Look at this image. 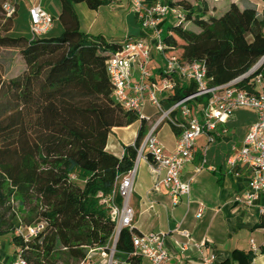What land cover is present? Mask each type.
<instances>
[{"label":"trees","instance_id":"trees-1","mask_svg":"<svg viewBox=\"0 0 264 264\" xmlns=\"http://www.w3.org/2000/svg\"><path fill=\"white\" fill-rule=\"evenodd\" d=\"M201 1L167 0L182 19L160 24L163 54L180 63L203 62L210 85H223L264 56V12L240 0L211 15L203 2L197 11ZM59 2V35L0 37V47L20 49L25 66L19 76L0 81V236H10L27 264H79L89 249L105 246L113 222L101 200L112 192L116 175L132 169L147 131L141 120L121 158L105 150L111 130L139 116L112 99L105 62L120 43L81 32L72 5L97 10L108 1ZM258 73L264 79V67ZM251 79L240 81L238 88L257 94ZM194 92L193 83L175 87L162 103L168 108ZM115 202L120 204L118 196ZM37 226L32 236L17 233ZM255 228H264V220ZM131 232L121 230L115 258L140 264L125 256L132 250ZM253 258L252 251L234 250L224 264H251Z\"/></svg>","mask_w":264,"mask_h":264},{"label":"built area","instance_id":"built-area-1","mask_svg":"<svg viewBox=\"0 0 264 264\" xmlns=\"http://www.w3.org/2000/svg\"><path fill=\"white\" fill-rule=\"evenodd\" d=\"M43 0H6L1 5L4 20L13 19L20 3H27L29 39L45 36L53 26L55 18L42 7ZM119 3L123 0H102ZM131 12L135 15L143 33L137 37H127L119 42V48L109 54L105 62L109 78L112 99L126 111L139 116V121L145 120L146 134L137 148L136 159H145L153 173L161 178L154 184V189L160 186L166 188L176 205L182 196H188L190 182L180 179V171L185 164L190 163L195 152L197 138L204 136L209 143L214 141L218 125L226 121L238 110H249L256 116L240 146L233 147L234 155L227 158L225 167L234 177L241 176V169L247 172L246 188L243 194L236 197V202L250 206L259 197L264 196V79L258 71L264 67L262 56L251 69L238 78L223 85H210L203 62L193 61L180 63L174 57L167 58L163 54L164 43L161 38L160 24L169 16L178 23L182 14L170 8L167 0H125ZM158 62V65L153 63ZM159 66L160 68L156 69ZM157 70V71H155ZM252 76L249 84L257 90V94L238 88V83ZM193 83L195 92L165 108L162 101L171 94L175 87ZM149 104L158 115L155 120L144 115L143 109ZM163 123L179 130L176 146L173 152H166L156 138V131ZM148 156L150 159H148ZM202 166L195 168L198 173ZM136 174V164L122 175H116L113 190L101 200L113 222V231L103 247L89 249L86 257L79 264H131L118 262L115 258V245L122 229L133 230L135 212L130 205L133 181ZM75 179V176L71 177ZM101 196V195H100ZM120 198V204L115 197ZM203 207H199L201 216ZM258 213L264 219V205L258 206ZM41 226L27 228L32 236ZM23 235L21 230L17 232ZM188 239L182 244L184 251L189 246L202 252L204 243H190ZM24 236V235H23ZM166 234L131 232L132 250L125 256L137 259L139 263L166 264L169 260L165 249ZM252 251H256L253 242ZM17 251V250H16ZM97 255V259L94 260ZM216 257L213 254L202 256L201 264H213ZM8 264H27L26 260L15 253Z\"/></svg>","mask_w":264,"mask_h":264},{"label":"crops","instance_id":"crops-1","mask_svg":"<svg viewBox=\"0 0 264 264\" xmlns=\"http://www.w3.org/2000/svg\"><path fill=\"white\" fill-rule=\"evenodd\" d=\"M155 1L148 0L149 3ZM239 1L202 0L195 6L200 12L203 2L208 13L214 15L224 12L231 3L239 4ZM245 1L255 5L259 14L264 12V0ZM122 2H125V8L130 12L126 17L129 26L125 38L143 35L125 0L108 4ZM168 19L172 18L169 16ZM153 64L156 66L158 62ZM158 68L160 67L157 66L156 69ZM146 108L152 109L149 104L144 106V109ZM143 114L146 115L144 112ZM255 120L253 112L238 110L226 123L218 125L213 142L209 143L204 136L197 138L192 161L185 164L180 171L182 181L191 180L189 195L182 196L176 205H173L166 188L160 186L154 189V184L161 176L152 172L145 159H136V174L130 199V205L135 212L133 229L138 234H166L164 246L169 256L166 264H201L202 256L207 254L215 255L213 264H224L231 258L234 250L244 253L252 251L251 241L257 249L252 251L254 258L251 264H264V228H255L256 224L264 220L258 213V206L264 205V196L259 197L250 206L236 202V197L241 196L246 188L247 172L241 169V176L234 177L225 167L226 159L234 155L232 148L240 146L249 126ZM147 125L149 126V123ZM162 125L156 131V138L166 152H173L177 135L169 125L171 137H162ZM139 127L140 121H136L127 127L113 128L107 138L105 150L121 158L124 147L133 145ZM201 166L202 170L196 173L195 168ZM200 206L203 210L201 216H198ZM183 233L189 236L190 243H204L201 253L191 246L182 250V244L188 241ZM3 236L10 238L9 235ZM0 243L2 247V241ZM15 253L14 247L10 258L0 256V264H8ZM140 264L147 263L142 261Z\"/></svg>","mask_w":264,"mask_h":264},{"label":"rangeland","instance_id":"rangeland-1","mask_svg":"<svg viewBox=\"0 0 264 264\" xmlns=\"http://www.w3.org/2000/svg\"><path fill=\"white\" fill-rule=\"evenodd\" d=\"M4 0H0V37L13 36V37H29L28 34V16H27V3H20L19 9L13 19L4 20L1 4ZM43 9L55 18L52 29L49 31L48 36H57L62 31V25L57 20L61 11V4L59 0H43ZM73 12L79 21L80 31L85 33L91 38L103 37L109 40L121 41L126 37V30L129 26L126 22V17L130 13L125 8V2L121 4H104L97 10H90L84 3H77L72 5ZM132 13V12H131ZM134 16V14L132 13ZM132 16H130L131 18ZM135 17V16H134ZM129 18V20H130ZM174 22L173 19H170ZM168 24V23H167ZM24 62L20 55L19 48H6L0 47V81H8L11 78L19 76L24 70ZM146 115L151 116L155 120L158 115H154L152 109L146 108L143 111ZM236 113V111L234 112ZM163 131L161 136L170 138V128L167 123H163ZM34 227L31 229L33 230ZM23 235H28V229H22ZM3 246H0V256L3 258H10L13 253L14 245L11 243L8 236L0 237ZM1 244V243H0ZM97 259V255H94ZM118 262L120 259L116 258Z\"/></svg>","mask_w":264,"mask_h":264}]
</instances>
